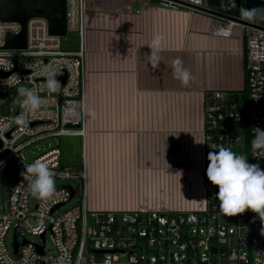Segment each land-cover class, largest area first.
Returning a JSON list of instances; mask_svg holds the SVG:
<instances>
[{
  "label": "built area",
  "instance_id": "2783aa9c",
  "mask_svg": "<svg viewBox=\"0 0 264 264\" xmlns=\"http://www.w3.org/2000/svg\"><path fill=\"white\" fill-rule=\"evenodd\" d=\"M141 1L145 6L150 0ZM154 1L173 11L205 15L210 19V36L241 43L245 83L240 93L245 92L248 98L244 127L247 141H241L244 116L240 101L233 100L227 88L206 91L201 128L206 153L202 170L203 205L178 210L146 206L122 210L91 208L84 151L79 165L63 164L58 147L31 161L23 155L32 144L44 139L85 138L86 0H66L67 33H76L79 38L75 51L61 49V37L49 34L44 18L27 22L25 49H4L7 35L19 34L21 25L0 21V61L4 62L0 64V95L13 88L27 87L36 88L45 100L38 113L28 115L26 125L17 119L22 111L20 104L15 115L9 110L0 116V169L11 162L7 169L8 172L13 167L11 175L21 167L4 211H0V264H264V233H261L264 225L259 217L247 210L226 217L216 197L218 188L206 177L207 155L221 146L264 169V147L253 148L256 128L264 130V19L247 22L233 17L230 12L237 9L236 0H215L213 7L209 0ZM46 68L66 72L65 83L59 80L58 94L49 95L44 87ZM67 124L79 128H66ZM36 159L49 163L56 173L55 179L68 181L73 197L64 187L57 188L61 195L54 203L45 204L32 195L21 173L24 166ZM76 195L77 204L58 213ZM56 206L60 207L52 212ZM14 224L19 244L16 254L6 238ZM20 228L23 232L17 234ZM26 233L38 236L41 243L27 240ZM48 235L53 251L47 247Z\"/></svg>",
  "mask_w": 264,
  "mask_h": 264
},
{
  "label": "crops",
  "instance_id": "0c3cea01",
  "mask_svg": "<svg viewBox=\"0 0 264 264\" xmlns=\"http://www.w3.org/2000/svg\"><path fill=\"white\" fill-rule=\"evenodd\" d=\"M86 135L94 209H196L204 203L203 97L245 83L241 43L208 34L210 19L150 0H86ZM164 40L153 68L149 48ZM180 59L187 84L173 74ZM80 164V163H79Z\"/></svg>",
  "mask_w": 264,
  "mask_h": 264
},
{
  "label": "clouds",
  "instance_id": "9594fccd",
  "mask_svg": "<svg viewBox=\"0 0 264 264\" xmlns=\"http://www.w3.org/2000/svg\"><path fill=\"white\" fill-rule=\"evenodd\" d=\"M164 40L162 35H155L149 45L152 50L148 55L153 68L159 66L158 50ZM4 63L0 61V64ZM173 74L183 84H187L190 73L183 67L180 59L172 61ZM46 80L44 87L49 95L59 93L60 81L57 79L62 73L58 69H45ZM16 79L19 80L16 75ZM18 103L21 113L17 117L23 124H27L28 115H35L45 106V100L39 95L36 88L21 87L18 89ZM257 136L253 141V148L264 147V130L256 128ZM211 147V146H210ZM208 165L206 177L218 188L216 197L221 212L226 217H233L251 211L255 213L264 225V169L258 163L252 164L243 155H238L230 148L223 146L218 150L210 151L207 155ZM21 173L28 181V188L32 195L41 202L48 204L56 202L61 192L56 187V173L43 159H36L24 166ZM66 175V174H65ZM264 233V227L261 229Z\"/></svg>",
  "mask_w": 264,
  "mask_h": 264
},
{
  "label": "rangeland",
  "instance_id": "374dc122",
  "mask_svg": "<svg viewBox=\"0 0 264 264\" xmlns=\"http://www.w3.org/2000/svg\"><path fill=\"white\" fill-rule=\"evenodd\" d=\"M208 4L213 7L215 5V0H209ZM239 9H235L230 12V14L238 18L242 21H252L249 19L245 12L242 14V11H238ZM61 43V49L63 51H75L79 48V38L76 33H67L64 37H61L60 40ZM18 89L19 88H13L10 90L6 95L0 96V116L5 114L7 111H11L12 115H15L16 112L19 109V103H18ZM244 95H247L245 92H243ZM243 95V96H244ZM242 96H239L240 105H242ZM240 128V127H239ZM245 128L244 126H241V141L246 142V137L244 135ZM58 147L61 150V161L65 165H79L81 163V149H80V139L79 138H73V137H58V138H48L44 139L42 141H38L34 144H32L29 148H27L23 155L26 158V160L31 161L33 158L37 157L38 155L44 153L45 151L49 150L50 148ZM11 162L8 164H5L0 169V211H4V206L6 205L9 196L11 188L13 187V184L18 178V173L21 169V167H18L14 170V172L7 177V169L11 166ZM68 184L67 180H61L56 179V187L61 188ZM78 202V195H76L74 198H72L69 202H67L64 206L60 208L58 213L65 212L69 210L71 207L76 205ZM16 225L14 224L7 233V241L9 244L13 241V236L16 233L15 230ZM23 230L20 228L17 231V234H22ZM25 237L27 240L39 244L41 243V239L38 236H30L29 234H25ZM21 241V239H20ZM47 247L50 251L54 250L53 244L51 242V238L48 235L47 236Z\"/></svg>",
  "mask_w": 264,
  "mask_h": 264
},
{
  "label": "water",
  "instance_id": "95a60500",
  "mask_svg": "<svg viewBox=\"0 0 264 264\" xmlns=\"http://www.w3.org/2000/svg\"><path fill=\"white\" fill-rule=\"evenodd\" d=\"M239 9L241 0H236ZM245 14L254 21L262 22L264 19V2L262 0H244ZM44 18L48 22L49 34L58 37H64L67 34V19H66V0H0V21L2 22H17L21 25V31L17 35H7L4 49L23 50L26 47V24L30 19ZM62 75L57 77L64 84L66 81V72L62 71ZM1 96V95H0ZM37 123H32V126ZM66 128H79L78 125L73 126L67 124ZM13 171L11 167L7 175ZM64 188L73 191L70 186ZM60 206H56L52 212ZM44 238V236H42ZM26 243V241L24 242ZM19 244L16 242L15 235L12 242V253L16 254ZM39 253L42 254V248L39 247Z\"/></svg>",
  "mask_w": 264,
  "mask_h": 264
},
{
  "label": "trees",
  "instance_id": "16d2710c",
  "mask_svg": "<svg viewBox=\"0 0 264 264\" xmlns=\"http://www.w3.org/2000/svg\"><path fill=\"white\" fill-rule=\"evenodd\" d=\"M238 11H242V14H244V12H245V7H244V0H241V5H240V8H239V10ZM244 94L242 93H240L239 94V96H242L241 98H242V101H243V103H242V108H243V116H244V127L246 126V120H247V109H248V98H247V96L246 95H244ZM239 96H235V97H232L231 96V98L233 99V100H239ZM247 139H248V135L246 134V141H247ZM247 150H248V148H247ZM246 152H248V151H246Z\"/></svg>",
  "mask_w": 264,
  "mask_h": 264
}]
</instances>
